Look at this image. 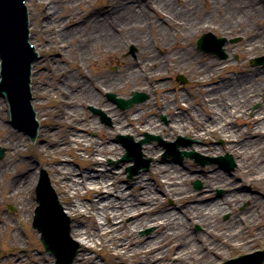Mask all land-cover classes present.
<instances>
[{
	"label": "bare ground",
	"instance_id": "6f19581e",
	"mask_svg": "<svg viewBox=\"0 0 264 264\" xmlns=\"http://www.w3.org/2000/svg\"><path fill=\"white\" fill-rule=\"evenodd\" d=\"M91 1L27 0L35 16L30 26L36 47L46 53L43 63L35 62L32 76L36 72L40 79L33 84L36 97L47 99L39 110L44 125L38 135L42 160L29 161L22 137L3 126L0 107V141L13 150L0 165V178L8 179L6 197L20 201L15 215H0V237L6 234L8 244L4 250L0 247V264H45L43 258L28 253L30 238L35 241L37 236L30 232L25 241L28 237L19 226L24 220L18 219L26 214L28 193L34 187L36 192L44 172L51 174L71 218V227L63 218L55 224L62 230L56 240L66 242L63 236L68 233L70 238L71 232L81 243V254L76 253L71 264H105L96 258L99 247L111 257L106 264H216L234 251L264 243V56L259 57L260 65L249 66L245 60L247 54L264 52V0H110L96 9L90 7ZM205 31L221 36L217 37L220 43L210 35L198 43L208 56L194 52L190 44ZM224 37L242 41L232 46ZM131 44L137 47L135 59L126 51ZM222 46L241 59L236 63L214 59V55L226 56ZM1 52L0 48L4 62ZM96 53L115 57L118 72L96 68L90 74L83 69L97 61ZM176 71L189 74L188 90L170 87L166 78ZM132 90L149 95L132 112L118 110L104 97L115 93L127 99ZM50 100L56 102L50 105ZM256 103L261 106L249 117ZM88 104L103 107L113 126H96L86 112ZM79 130L97 132L101 141ZM116 134L117 139L123 135L122 143L109 146ZM148 136L151 141H145ZM188 136L201 139L207 147H199L208 154L230 152L242 181L236 183V177L208 167L192 173L174 163H161L157 144L165 147L169 157L177 141L179 150L190 153L194 140ZM213 138L225 140L221 152ZM128 141L133 150L120 165H128L126 170L135 174L132 188L103 158H118L131 150ZM70 156L86 165L70 167ZM91 169L96 173L87 172ZM146 170L156 184L142 174ZM196 178L201 193L188 185ZM245 187L263 196L252 197ZM216 189L221 193L214 198ZM164 196L175 198L178 208L165 211ZM246 201L251 205L240 211ZM228 211L233 218L222 221ZM196 223L203 227L201 232L192 229ZM143 226L153 228L147 236L137 234ZM74 249L67 242L65 252ZM25 254L30 257L25 259Z\"/></svg>",
	"mask_w": 264,
	"mask_h": 264
},
{
	"label": "rangeland",
	"instance_id": "374dc122",
	"mask_svg": "<svg viewBox=\"0 0 264 264\" xmlns=\"http://www.w3.org/2000/svg\"><path fill=\"white\" fill-rule=\"evenodd\" d=\"M110 0H93L91 1L90 3V7L91 8H94L96 9L97 6L98 8H101V7H104V5L106 3H108ZM30 11L32 12V6H30ZM32 19L31 20H34L35 19V16L32 12ZM39 21V20H38ZM35 25H33V28H34ZM36 26H37V23H36ZM35 33V31H33ZM206 32H210V31H205V32H202V33H198L197 35H195L191 40H190V44L191 46L193 47L194 49V52L200 54V55H207L206 53H204L203 51H201L200 49H198L197 47V41L198 39ZM212 32V31H211ZM33 33V35H34ZM214 33V32H212ZM216 34V32H215ZM33 35L31 36L32 37V41L33 43L35 44V41H34V38H33ZM217 37H221L218 33L216 34ZM226 38V37H224ZM226 43H229L231 44L232 46H235L237 45L238 43H240L241 40V37H232V38H226ZM180 42V41H179ZM36 45V44H35ZM157 46V45H156ZM224 50L226 52V56L224 58L222 57H218L216 55L213 56L214 59L218 60V61H226L227 59H231L233 63H236L239 61V59H241V57L239 56L238 53H231L229 51H231V49L228 51L227 48H225L224 46ZM126 51L130 54V56L132 58L135 59V57L137 56V47L135 45H130L128 47V50L126 48ZM157 53H161V51L159 49H156ZM162 54V53H161ZM43 58H41L40 61H42V63L44 62L45 60V56H46V53H42ZM248 56L245 57V60H246V64L249 65V66H253L252 64V60L254 58H257V57H260V56H264V52L263 51H259L257 54L253 55V54H247ZM208 56V55H207ZM97 57V61H94V62H90L88 63L87 65L84 66L83 69H85L87 72H90V74H93L91 73L94 69H99V68H105V71L108 72L109 74H114V73H117L118 72V69H119V64H118V60L115 59V57L111 56H107L103 53H101L100 55H98L97 53L94 55V58ZM57 59H59V56H56ZM80 66H83V62H80ZM65 67L67 68V70L69 71V64L65 65ZM70 67H74L73 64H71ZM257 67H261V66H257ZM44 68V69H43ZM45 71V66H42L41 68V71ZM94 72V71H93ZM34 83L35 84L34 86L37 85V82H39L40 79H37V73L35 72V75H34ZM178 76H183L185 79H186V82H181L179 79H178ZM235 76V75H234ZM166 80H168L170 83H171V86L170 87H178L179 89H181L182 91H185V90H188V86H189V80L190 77H189V74L187 72H183V71H176L174 73H171L170 76H168L166 78ZM164 80H162L163 82ZM208 87H212V86H208ZM134 90L130 91L129 93H127V95L131 96L132 92ZM35 92H36V89H35ZM139 92H142L144 94L147 95V98L146 100H144V102H146L148 99H149V95L148 93L144 92V91H139ZM34 93V92H33ZM35 94V93H34ZM109 93H105L104 94V97L106 100L109 101V98H108V95ZM126 94V93H125ZM36 95V94H35ZM37 96V95H36ZM35 96V100H34V105L36 107V111L38 112V118H41V120L43 119L42 116L39 115V110L43 107V104L47 102V99L46 98H37ZM158 96V95H157ZM160 96V95H159ZM158 96V97H159ZM41 103V104H38V103ZM50 105H53L55 102L53 100H50L48 101ZM142 102V103H144ZM141 103V104H142ZM137 105H133L132 107L130 108H127V109H121L119 108L116 104L114 105L115 108H117L118 110H121V111H129V112H132V110H134V108L136 107ZM261 106L260 103H256L253 108L250 110L249 112V117L253 116L254 112L253 110H258L259 107ZM0 107H1V118L4 120V122L2 123L3 126H8L9 129L14 132L17 137L20 136L22 137V140H23V143L25 145V149H28V154L30 155L29 157V161L34 162V160H42V152L38 150V146H40L41 141H40V138H37L36 141L32 142L27 136H25L24 134L20 133L19 131L15 130L10 124H9V114H8V106L5 104V101L2 99H0ZM95 111H100L103 115H104V120L103 119V116L102 114L100 113H97ZM86 112L90 115V117H92L94 119V122L96 123V126L100 127V128H111L113 126V121H112V118H111V115L103 108V107H98V106H94V105H87V108H86ZM165 116V115H164ZM164 116H162V120H164ZM164 117V118H163ZM107 119H110L111 120V123L109 124V122H107ZM167 119V118H166ZM42 122V125H43V121ZM169 122L168 120H166V123ZM240 127L242 128H247V124L246 123H241L239 124ZM3 128L2 126L0 127V135L3 134ZM79 133H83L84 135H86L88 138H91V139H96V140H99L101 141V136L99 135V133L97 132H94V131H91V132H85L84 130H79ZM145 133L147 132H144V135ZM149 133V132H148ZM149 134H152V133H149ZM144 135H141V138H144ZM154 135V134H152ZM155 136H160V135H155ZM117 137V134L114 135L112 137V139L108 142V145L110 146L113 145V146H116L118 147L119 144L116 143L115 139ZM184 137V136H183ZM187 137V136H185ZM140 138V139H141ZM189 139H193L194 140V145L192 147L193 150H195L197 153H200L202 154L203 156L205 157H208V158H211V157H217V156H221V155H226V154H230L232 157H233V161H234V166L232 168H229V169H226V168H222L220 167L218 164H214V163H207L205 166L203 165H200V164H197L195 163V161L193 159H182L180 160L179 158H175V157H169V156H164V153H165V147L164 146H160L157 144V146H159L161 148V152L159 153V156L161 158V163H174L180 167H183L185 170L189 171V172H192L195 171L196 169H201V168H204V167H208L211 169V171H220V172H223V173H226L230 176H234L236 177V180L237 182L236 183H239L242 181V179L239 177V171H238V164L236 162V159L235 157L228 151H223L221 153V155H214V154H208L206 153V151H202L201 148L199 146H203L204 148L207 147V145L204 144V142L201 140V139H196V138H193V137H189ZM138 139V140H140ZM225 144V140L220 138V139H217L215 140L213 138V145L216 146L218 148V152H221L219 151V148H221L222 146H224ZM0 147H3L5 148L6 150V156L3 160L0 161V165L4 162V160L10 155L12 154L13 150L10 148V147H7L6 145L4 146L3 143L0 141ZM120 148L121 150L123 149V147L120 145ZM191 150V148L189 149ZM81 153L83 156L87 157L88 154L84 151H81L79 152ZM124 155V153H123ZM122 156H119L118 158H114L113 156H109V157H103L107 163V166L113 170H115L117 173H121L122 176H123V179H124V182L123 183H129L128 185V188H132V185L135 183V180H136V176L135 174L130 177L129 176V173L127 172L126 168L127 166H124L122 167V165H120L121 162V158L123 157ZM74 156H77V155H74ZM101 157V156H100ZM148 157V156H146ZM69 161L67 162V165H69L70 167H74V168H80L82 166H85L86 163L85 162H79V161H76L74 160V158L72 156L68 157ZM189 162H191L195 167L194 168H190L189 166ZM46 170V169H45ZM47 171V170H46ZM88 173H96L95 170L91 169V170H88L87 171ZM150 173V170H146V171H142V174L143 175H146V177L149 178V181H151L153 184H156V180L154 178V176L152 175H149ZM49 178H50V182L52 184V187L55 189L56 193L58 194V199H59V202H60V205L63 209V212L66 216V219H68L70 221V224L69 226L71 227V218L66 210V208L64 207V204H63V201L61 199V195H59L58 191H57V188L55 186V182L53 181V178L51 176L50 173H47ZM238 176V177H237ZM40 178V177H39ZM38 178V180H39ZM199 180L198 178L196 179H193L191 180L188 185L190 186L191 190L193 191H196L201 193V190L197 189L196 186H195V182ZM8 182V179L6 178V176H1L0 178V215H4V214H9V215H15L16 212H17V203L19 204V200L17 199H9L8 197H6V192L7 190L4 189V185L5 183ZM38 183V182H37ZM23 187V185L21 186ZM204 188V187H203ZM221 191L223 189H220ZM246 192L250 193L252 197L254 196H263L262 193H260L259 191H254L252 187H245L244 189ZM224 191V190H223ZM8 192H10L8 190ZM220 194L217 193V189L215 190V193H214V198H216L215 196H218L219 197ZM28 196L31 197L29 199V206H28V210L26 212L25 215H20L21 217H18L19 221L20 219H23L24 221L23 222H19V226L21 227V229L24 231V233L26 234V236L28 238H26L25 241H29V233L30 232H34L36 234V238L37 240L35 241H31V238H30V241H29V252L30 255L33 254L35 256H39L41 258L44 259V263L45 264H56L55 262V259L52 255H50V253H48L42 242H41V237H40V234L38 233V231L33 227V218H34V213H35V209L36 207L38 206V203L36 201V194H35V187L34 189H31L30 193H28ZM263 199H264V196H263ZM164 207H165V211H168V210H171V209H175V208H178L177 207V204H176V201H175V198L171 197V196H164ZM251 204L249 203V201H246V202H243L241 205H240V211H244L246 208H248ZM233 212L232 211H228V212H224L221 216V219L222 221H228L230 220L231 218H233ZM163 220L160 221V223L162 222ZM152 227H147V226H143L141 228L138 229L139 232H137V234L139 236H147L151 231H152ZM194 231L196 232H201L203 230V227L196 223L193 228H192ZM6 237L7 235L6 234H3L0 239H1V245L0 246L3 250L5 248H7L8 244L6 242ZM70 239L72 241V245L76 248L77 250V254H81V250H80V245L81 243H79V241H77L75 238H73L71 232H70ZM261 246V247H260ZM259 250H264V243H259V246L258 245H254V247L252 249H247V250H243V251H234L231 255H229L228 257L226 258H223L222 260L220 261H217L216 264H223L225 261L227 260H230V259H233V258H237L241 255H245V254H249V253H253L255 251H259ZM94 254V253H93ZM30 256L28 254H25V259L26 258H29ZM97 260H99L100 262L102 263H110L111 261V257L110 255L102 250L101 251V248L99 247L98 248V255H97Z\"/></svg>",
	"mask_w": 264,
	"mask_h": 264
},
{
	"label": "water",
	"instance_id": "95a60500",
	"mask_svg": "<svg viewBox=\"0 0 264 264\" xmlns=\"http://www.w3.org/2000/svg\"><path fill=\"white\" fill-rule=\"evenodd\" d=\"M24 4L29 9V25ZM30 25L31 12L27 0H0V48L2 51L1 54L5 57L2 70V75H4L5 80L0 84V92L7 98L11 105L12 122L33 137L37 133V124L31 105L32 94L29 84L31 65L36 60V55L32 47L28 44V28L30 31V42L32 36ZM37 51L40 53L38 49ZM41 58H43L42 54ZM31 89L33 92V83ZM33 96L35 99L36 95L33 94ZM42 126L44 128V125ZM4 155L5 150L0 148V159ZM223 159L220 157L216 160L220 161ZM42 188H44V192ZM37 194L41 205L36 210L34 226L42 232V240L45 247L59 260L58 264H71L76 254V249L72 253L65 252V245L67 242L69 243L68 233L63 236L66 242L60 243L56 240L58 235L61 237L62 230L58 229L55 224L62 223L60 219L62 220L63 215L56 197L49 188L47 179H43ZM52 230L54 231L53 238ZM258 255L262 256L256 260V264H261L264 261V252H258L254 257ZM252 257L249 255L243 256L240 260Z\"/></svg>",
	"mask_w": 264,
	"mask_h": 264
}]
</instances>
